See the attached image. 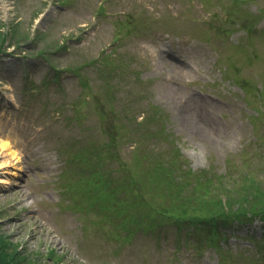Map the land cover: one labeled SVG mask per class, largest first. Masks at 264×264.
<instances>
[{
    "label": "rangeland",
    "instance_id": "374dc122",
    "mask_svg": "<svg viewBox=\"0 0 264 264\" xmlns=\"http://www.w3.org/2000/svg\"><path fill=\"white\" fill-rule=\"evenodd\" d=\"M207 1L0 0V36L4 35L5 47L0 53V142L5 146H0V234L32 252L26 260L36 262L35 250L43 254L52 250L47 264H55L59 256L66 264H219L217 250L258 258L250 238L260 240L259 222L233 224L221 230L226 240L217 238L207 247L191 241L195 247L189 251L168 245L161 250L163 242L147 233L143 238L149 246L141 243L143 239L133 240V245L121 248L119 256L113 245L84 235L78 219L83 220V215L70 210L84 206V199L65 195L59 184L65 146H74L67 148V156L77 147L83 151L74 140L86 141L93 134L98 145L108 142L119 149L124 163L132 159V153L145 155L161 148L163 141L142 125L130 146L120 136L129 128L118 127L120 134L115 136L112 126L119 124L120 115L115 114L121 106L131 119L143 121L152 111L163 115L164 132L190 170L211 168L222 174L228 158L241 159V153L253 156L255 151L245 144L252 138L248 116L254 113L245 107L239 88L223 76L222 64L230 61L252 89L264 90V0L241 4V15L236 13L241 21L236 20V30L223 44L204 42L210 36L201 27ZM103 4L106 16L98 14ZM209 10L215 7L210 4ZM125 12L128 18L123 25ZM250 23L256 32L248 36L245 27ZM163 31L179 41H165ZM193 34L197 40L191 38ZM29 39L27 49L16 48ZM61 42L65 49L60 48ZM160 45L178 54L180 61L169 56L164 67ZM38 49L48 52L37 56ZM219 53L222 64L217 63ZM49 65L78 70L82 87L67 71L57 73L55 83ZM258 109L264 115V104ZM259 127L264 131V125ZM106 149L102 154L107 158ZM256 162L264 167V160ZM140 163L133 179L146 171L144 159ZM61 196L65 197L62 206ZM103 230L97 231L99 240L108 237L112 242V234L121 242L117 232L113 234L109 227ZM171 233L160 230L167 244L175 240Z\"/></svg>",
    "mask_w": 264,
    "mask_h": 264
},
{
    "label": "trees",
    "instance_id": "16d2710c",
    "mask_svg": "<svg viewBox=\"0 0 264 264\" xmlns=\"http://www.w3.org/2000/svg\"><path fill=\"white\" fill-rule=\"evenodd\" d=\"M15 38H19V32ZM3 42L4 38L0 36V46ZM112 73L108 74L111 81L114 77ZM126 120L132 122L128 118ZM117 133L118 130L115 131ZM107 143L98 145L96 141H84L83 151L75 156L88 170L76 171L77 179L72 184L74 190L83 193L85 205L81 210L87 231L97 232L104 227H111L112 231L119 226L127 229L126 224L130 223V230H127L134 234L138 230L137 224L143 220L149 221L147 228L151 229L161 217L162 223L202 222L212 232L216 228L215 222L226 223L234 218L240 221L264 218V178L254 176L264 167L255 164L256 167L250 168L252 162L257 163V158L262 159V156H258L261 153L254 152L248 158L243 156V164L249 166V170L233 176L234 165H228L223 175L212 170H183L182 162L185 160L168 142L165 149L151 150L148 155L132 153L131 163H124L117 153L120 150ZM104 147L107 148L108 159L102 154ZM145 158H149L150 163L146 164L144 175L138 181L131 179V175L142 166L140 159ZM114 172L117 173L116 177L113 176ZM51 252L47 251L43 259H49ZM27 256L0 234V264L46 263L38 260L36 263L30 258L33 260L31 262L26 260Z\"/></svg>",
    "mask_w": 264,
    "mask_h": 264
},
{
    "label": "bare ground",
    "instance_id": "6f19581e",
    "mask_svg": "<svg viewBox=\"0 0 264 264\" xmlns=\"http://www.w3.org/2000/svg\"><path fill=\"white\" fill-rule=\"evenodd\" d=\"M9 68H10V67H9ZM0 146H2L3 148L5 147V146L3 145V143H1V142H0Z\"/></svg>",
    "mask_w": 264,
    "mask_h": 264
}]
</instances>
